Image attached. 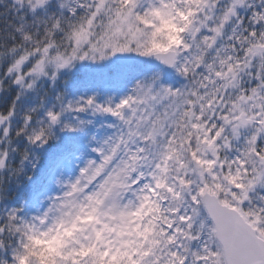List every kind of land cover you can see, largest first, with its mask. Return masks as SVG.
Wrapping results in <instances>:
<instances>
[{
  "label": "snow or ice",
  "instance_id": "snow-or-ice-1",
  "mask_svg": "<svg viewBox=\"0 0 264 264\" xmlns=\"http://www.w3.org/2000/svg\"><path fill=\"white\" fill-rule=\"evenodd\" d=\"M0 264H264V0H0Z\"/></svg>",
  "mask_w": 264,
  "mask_h": 264
},
{
  "label": "trees",
  "instance_id": "trees-1",
  "mask_svg": "<svg viewBox=\"0 0 264 264\" xmlns=\"http://www.w3.org/2000/svg\"><path fill=\"white\" fill-rule=\"evenodd\" d=\"M66 140L71 139L69 137L65 138ZM59 152V147L58 146H52L49 148L46 152L43 153L40 165H39V170L36 173V177L34 179H38L40 176L43 174L47 173L49 168L52 166L54 163L55 157ZM25 189L28 187V185L24 186ZM15 186L13 185V194H15Z\"/></svg>",
  "mask_w": 264,
  "mask_h": 264
}]
</instances>
